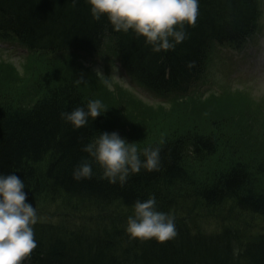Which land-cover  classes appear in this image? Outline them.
I'll use <instances>...</instances> for the list:
<instances>
[{
    "label": "trees",
    "instance_id": "obj_1",
    "mask_svg": "<svg viewBox=\"0 0 264 264\" xmlns=\"http://www.w3.org/2000/svg\"><path fill=\"white\" fill-rule=\"evenodd\" d=\"M90 7L87 0H78L75 6L72 0H0V39L48 57L20 81L0 76V173H14L24 180L27 201L44 191L98 204H120L127 210L136 200L154 195L159 211L188 205L195 213L197 206L189 201L197 197L215 213L230 207L252 216L259 224L258 232L244 231L237 222L214 233L192 232L176 224L179 235L175 240L142 242L124 235L125 246L113 252L110 240L90 237L76 227L62 235L49 234V226L36 224L38 247L24 264H264L260 177L264 172L254 170L249 160L228 158L209 177L199 180L193 176L190 163L215 155L223 145L224 130L198 129L195 123L194 128L185 126L181 132L178 126L166 133L156 131L158 136L132 138L131 134L123 138L136 143L141 152L150 145H161L159 171L142 168L121 186L103 179V169L93 163V178L76 181L74 167L91 159L83 146L109 130L104 128L103 114L89 118L88 125L79 129L61 117L62 112L86 108L91 97L85 96L73 78L57 70V59L94 55L108 40L112 55L145 88L187 92L214 44L238 45L254 31L260 14L257 0H199L196 26L186 27L188 38L174 50L160 52H154L131 30L114 31L107 16L95 21ZM27 81L33 82L35 94L25 93ZM226 202L232 204L223 205ZM234 247L239 249L237 255Z\"/></svg>",
    "mask_w": 264,
    "mask_h": 264
},
{
    "label": "rangeland",
    "instance_id": "obj_2",
    "mask_svg": "<svg viewBox=\"0 0 264 264\" xmlns=\"http://www.w3.org/2000/svg\"><path fill=\"white\" fill-rule=\"evenodd\" d=\"M257 2L260 15L250 37L239 49L215 50L201 79L186 94L158 93L142 88L112 57L108 40L97 55H75L69 61L57 59V70L60 75L75 81L83 73L84 80L78 84L79 88L85 96L91 97L90 100L99 99L108 107L103 115L104 128L109 133L116 131L129 138L131 134L132 138L139 135L152 137L161 135L156 132L159 130L166 133L167 129L178 126L181 132L185 126L194 128L195 123L198 129L215 127L224 130L223 145L215 155L190 163L193 176L199 180L209 177L210 171L222 167L228 158L249 160L256 166L254 170L264 172V0ZM7 43L12 42L0 40V76L20 81L35 72L42 59L48 58L24 51L16 43L12 49ZM96 67L102 69L110 86L93 71ZM25 86L27 95L36 93L32 81H27ZM260 177L264 186V177ZM27 202L37 210V224L49 226L46 227L49 234L69 235L76 227L83 233L89 232L90 237L110 240L109 249L113 252H120L125 246L121 237L128 235L127 218L134 213L131 207L126 210L120 204H98L64 193L43 191ZM189 202L197 206L195 213L189 211L188 205L180 203L182 207L178 210L166 213L175 216L177 225L192 232L214 233L235 222L244 231L258 232L257 220L248 214L236 213L230 207L229 211L222 209L215 213L207 210L197 197L190 198Z\"/></svg>",
    "mask_w": 264,
    "mask_h": 264
},
{
    "label": "clouds",
    "instance_id": "obj_3",
    "mask_svg": "<svg viewBox=\"0 0 264 264\" xmlns=\"http://www.w3.org/2000/svg\"><path fill=\"white\" fill-rule=\"evenodd\" d=\"M78 0H72L73 6ZM95 21L107 16L114 31L143 37L154 52L174 50L188 38L186 27H195L199 17V0H87ZM93 71L102 82L110 86L100 67ZM84 80L81 73L76 83ZM108 107L101 100H89L86 108L76 107L62 112L61 117L74 129L88 125L105 113ZM82 151L91 159H83L73 170V179L93 178V163L103 169L102 178L110 184L123 186L130 175L141 169L149 172L161 169V145L148 146L141 152L136 143L128 142L118 132L105 131L85 144ZM143 155L144 160H141ZM24 180L18 175L0 173V264H24L38 247L34 226L39 221L35 206L27 202ZM133 215L127 218L126 232L132 239L159 243L175 240L179 235L176 218L157 210L154 195L146 200H136ZM239 249L233 248L237 255Z\"/></svg>",
    "mask_w": 264,
    "mask_h": 264
}]
</instances>
